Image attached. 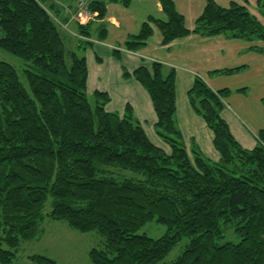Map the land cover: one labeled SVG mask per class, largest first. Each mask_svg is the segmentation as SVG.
<instances>
[{"label":"trees","instance_id":"trees-1","mask_svg":"<svg viewBox=\"0 0 264 264\" xmlns=\"http://www.w3.org/2000/svg\"><path fill=\"white\" fill-rule=\"evenodd\" d=\"M159 1L167 20L151 17L125 42L126 49L144 48L154 23L164 44L192 33L224 34L261 40L263 45L253 49L264 53V25L245 5L222 7L206 0L190 30L174 0ZM44 2L0 0V48L27 62L30 87L14 65L0 61V264L14 263L20 245L38 237L46 217L104 235L105 247L90 250L93 264H159L184 238L189 243L173 264H264V130L251 149L235 138L221 114L231 90H213L198 77L188 92L193 109L214 133L221 157L213 161L196 145L189 151L184 142L176 119L175 70L166 71L158 61L135 69L133 77L151 96L156 131L172 148L168 152L150 140L130 106L123 115L109 112L110 97L100 91L91 101L84 46L67 59L61 27L47 9L57 14L61 8ZM87 3L96 18L105 16L106 0ZM258 4L264 15V0ZM93 23H77L79 34L91 37ZM105 33L101 27L99 37ZM115 54L120 57V51ZM106 167L143 178L108 176ZM49 196L53 208L46 214ZM155 218L167 226L163 236L138 233ZM230 223L238 242H222ZM29 259L58 264L41 254Z\"/></svg>","mask_w":264,"mask_h":264},{"label":"crops","instance_id":"crops-1","mask_svg":"<svg viewBox=\"0 0 264 264\" xmlns=\"http://www.w3.org/2000/svg\"><path fill=\"white\" fill-rule=\"evenodd\" d=\"M46 1L60 6L56 14L47 7V3L43 4L58 24L64 25L62 28L68 33L67 37L76 42V50L83 40L86 41V47L82 44L84 48L81 51L87 58L89 70L88 95L93 96L96 91L108 93L110 101L106 109L109 112L123 115L127 106H130L133 116L142 124L154 144L168 150L155 128L157 115L151 96L132 74L139 66L147 65L150 68L154 61H158L166 71L175 70L176 119L188 149L196 145L205 157L213 161L221 157L214 146L213 131L204 118L195 112L189 100L188 92L198 77L213 90H231L230 95L224 99L222 117L244 147L251 149L257 145V135L264 130V53L253 49V46L261 47V40L248 41L224 34L203 36L192 33L164 44L161 30L151 23L153 34L147 45L138 51H131L126 49L125 42L140 32L144 22L151 17L167 20L159 0H130L128 5L106 0L105 16L98 19L95 13L90 19L94 22L91 37L83 36L77 30L79 22L76 13L88 9L87 0ZM215 1L222 7H228L233 2L245 5L264 25L259 0ZM174 2L178 12L185 17L187 28L195 29L197 19L205 10L206 0ZM101 27L106 30L105 38L99 37ZM115 50L120 51V57H117ZM238 67H242L239 72H223ZM125 71L131 76H125Z\"/></svg>","mask_w":264,"mask_h":264},{"label":"rangeland","instance_id":"rangeland-1","mask_svg":"<svg viewBox=\"0 0 264 264\" xmlns=\"http://www.w3.org/2000/svg\"><path fill=\"white\" fill-rule=\"evenodd\" d=\"M80 1V0H79ZM80 12V11H79ZM76 16L79 23H86L92 17L93 14ZM61 28L64 26L60 23ZM62 30V35L64 38L66 46V57L69 59V53L76 50V42L71 41L64 30ZM68 32V31H67ZM2 36V31L0 29V37ZM86 41L83 40L81 43L84 44ZM0 61L9 62L14 65L20 74L21 81L25 87L30 90L28 80L24 74V69L27 67V62L17 55L11 54L0 48ZM91 101L94 100L93 96L90 95ZM158 134V133H157ZM159 135V134H158ZM160 136V135H159ZM259 134L257 135V140ZM161 137V136H160ZM163 142H165V147L168 148V152H171L172 148L161 137ZM154 143V142H153ZM191 149V148H190ZM189 149V151H191ZM190 153V152H189ZM204 155V154H203ZM205 156V155H204ZM190 157L194 159L193 155L190 153ZM207 158V157H206ZM106 175H112L120 178H134L142 179L143 176L137 172L119 169L117 167H106ZM53 197L49 196L47 202L45 203L44 212L47 214L53 208ZM40 234L33 240L25 241L20 245L19 252L13 264H35L31 259L30 255L41 254L54 258L58 264H93L90 257V250L93 248L103 249L105 247V236L99 233L97 230L90 232H80L72 228L68 222L64 220H55L50 217H46L40 225ZM167 232V226L160 223L156 218L146 223L138 231L140 234H146L153 238H159ZM225 239L222 241H233L238 242L240 237L235 232V224L230 223L225 226ZM189 243L188 238H184L180 241L163 259L159 264H173V262L178 258V256L183 252L187 244Z\"/></svg>","mask_w":264,"mask_h":264},{"label":"built area","instance_id":"built-area-1","mask_svg":"<svg viewBox=\"0 0 264 264\" xmlns=\"http://www.w3.org/2000/svg\"><path fill=\"white\" fill-rule=\"evenodd\" d=\"M80 1H82V0H80ZM79 13H80V15H82V13H84V15L90 14V12L87 9H82ZM77 15H78V13H77Z\"/></svg>","mask_w":264,"mask_h":264}]
</instances>
